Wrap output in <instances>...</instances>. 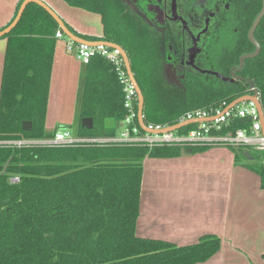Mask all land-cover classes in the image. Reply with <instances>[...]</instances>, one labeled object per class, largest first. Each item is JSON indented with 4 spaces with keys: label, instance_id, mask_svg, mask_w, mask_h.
Listing matches in <instances>:
<instances>
[{
    "label": "trees",
    "instance_id": "1",
    "mask_svg": "<svg viewBox=\"0 0 264 264\" xmlns=\"http://www.w3.org/2000/svg\"><path fill=\"white\" fill-rule=\"evenodd\" d=\"M22 1L17 3L12 19ZM62 1L100 16L101 36L81 34L64 21L73 34L89 41L115 43L125 50L144 97L146 121L173 125L187 111L216 107L222 102L230 104L249 94L252 87L259 91L264 111V15L253 33L259 44L258 54L244 59L236 70L239 58L255 50L248 31L262 8V0H229L228 11L234 14L235 21L225 17L227 13H220L217 28L221 40L204 52L209 65L181 72L174 83L163 69L167 57H175L169 49L172 43L168 36L154 34L148 22L129 10L123 0ZM192 6L200 7L201 13L206 10L205 5ZM57 30L60 29L53 17L42 6L30 2L16 25L0 37L6 41L0 81V141L48 139L57 130L66 129L64 125L51 130L45 127ZM231 69H235V80L230 77ZM76 109L79 123L73 135L116 134L126 114L122 84L104 57L95 56L82 64ZM83 117L92 118L91 129L81 126ZM23 120L31 121L30 130L21 129ZM230 124L232 130L247 128L249 119L235 118ZM196 126L191 123L179 131ZM206 148L186 150L194 153ZM180 149L0 145V264L206 261L221 247L220 238L214 234H204L193 244L177 245L143 238L135 232L144 158L174 157ZM230 149L237 162L244 158V149L255 158L250 148ZM249 167L259 174L264 188V165L257 168L251 163ZM13 177L18 180L12 181Z\"/></svg>",
    "mask_w": 264,
    "mask_h": 264
},
{
    "label": "crops",
    "instance_id": "2",
    "mask_svg": "<svg viewBox=\"0 0 264 264\" xmlns=\"http://www.w3.org/2000/svg\"><path fill=\"white\" fill-rule=\"evenodd\" d=\"M19 1L0 0V30L11 21ZM42 1L75 31L102 35L99 14L62 0ZM59 40L53 53L47 130L55 128V123H69L77 110L82 64L68 55L65 40ZM5 45L0 38V81ZM186 151L190 155L144 158L136 234L177 245L193 244L204 234H214L221 240L220 249L196 264H264V188L259 174L249 167L252 159L243 156L237 162L234 150L227 147ZM150 176L155 186H150ZM162 177L164 181H159Z\"/></svg>",
    "mask_w": 264,
    "mask_h": 264
},
{
    "label": "built area",
    "instance_id": "3",
    "mask_svg": "<svg viewBox=\"0 0 264 264\" xmlns=\"http://www.w3.org/2000/svg\"><path fill=\"white\" fill-rule=\"evenodd\" d=\"M55 37L57 39L66 38L65 44L68 52L73 54L81 64L88 63L95 56L104 57L110 62L119 82L122 84L123 108L126 112L119 123L116 134L104 137H81L73 135L67 129H59L53 137L48 139L1 140L0 145L15 147L106 145L143 146L147 148L179 146L184 149L199 146L244 147L258 152L262 159L261 163L264 165V134L262 133L259 110L255 100H244L231 107V103L222 102L216 107L196 108L187 111L179 117L176 123L192 119L209 120L196 122L197 126L186 132H180V128L168 130L170 125L146 121L144 116V128H142L138 122L137 93L127 74L120 49L103 43L88 45L75 42L65 36L61 30L55 32ZM251 94H255L257 100L260 101V93L255 87L251 88L249 95ZM235 118H248L247 128L232 130L230 123ZM11 180L17 181L18 178L13 177Z\"/></svg>",
    "mask_w": 264,
    "mask_h": 264
},
{
    "label": "flooded vegetation",
    "instance_id": "4",
    "mask_svg": "<svg viewBox=\"0 0 264 264\" xmlns=\"http://www.w3.org/2000/svg\"><path fill=\"white\" fill-rule=\"evenodd\" d=\"M123 1L129 10L136 11L148 22L154 34L168 36L172 43L169 49L175 52V57L168 56L163 62V69L165 75L175 81L177 75L183 71H194L193 69H202L209 65L204 52L215 47V42L221 40L217 28L220 13H227L225 17L231 19L232 23L235 21L234 14L228 11L229 0H210L206 3L204 0ZM197 4L205 5L204 13H201L200 7L192 6ZM178 51L181 52L177 54ZM234 74L235 69H231L230 77L233 80L237 79ZM218 77L224 78L221 75Z\"/></svg>",
    "mask_w": 264,
    "mask_h": 264
},
{
    "label": "water",
    "instance_id": "5",
    "mask_svg": "<svg viewBox=\"0 0 264 264\" xmlns=\"http://www.w3.org/2000/svg\"><path fill=\"white\" fill-rule=\"evenodd\" d=\"M30 2H34L40 6H42L52 17L53 19L57 22L58 24V27L59 29L64 33L65 36H67L68 38H70L71 40L75 41V42H79V43H86L88 45H95L97 43H103V44H106V45H109L110 47H118L120 49V53H121V56L123 57V61H124V65H125V68H126V71H127V74L136 90V93H137V99H138V122H139V125L144 128V123H143V103H144V97H143V94H142V91L139 87V85L137 84L135 78H134V75H133V72L131 70V67H130V62H129V59H128V56H127V53L125 52V50H123L119 45L115 44V43H111V42H106V41H102V40H99V41H89V40H85L75 34H73L68 28L67 26L65 25L64 23V20L51 8L49 7L45 2H43L42 0H23L17 10V13L15 15V17L12 19L11 22H9L4 28H2L0 30V37H2L4 34L8 33L15 25L16 23L18 22L25 6L30 3ZM264 15V0H262V8L259 12V14L256 16V18L254 19L249 31H248V37L250 39V41L255 45V50L251 53H248V54H245L243 56H241L239 58V68H241L242 64H243V61L244 59L246 58H250V57H254L255 55L258 54L259 52V44L258 42L254 39L253 37V33H254V30L256 28V26L258 25L261 17ZM244 100H255L256 101V104H257V107H258V110H259V115H260V121H261V126H262V133L264 134V111H263V107L260 103L259 100H257L255 94H246V95H242V96H239L238 98L234 99L231 104H230V107L233 106L234 104L236 103H239L241 101H244ZM209 119H192V120H185V121H182V122H179V123H176V124H173V125H170L168 127V130H175V129H179L185 125H188V124H191V123H196V122H199V121H208ZM92 118L91 117H83L81 118V121H80V124L82 127H85L87 129H91L92 128ZM21 129L22 130H30L31 129V121L30 120H23L22 123H21ZM180 154L181 155H190L189 152H187L184 148H181L180 149ZM242 154L245 158L247 159H252L253 156L251 155L250 151L247 150V149H244L242 151Z\"/></svg>",
    "mask_w": 264,
    "mask_h": 264
},
{
    "label": "rangeland",
    "instance_id": "6",
    "mask_svg": "<svg viewBox=\"0 0 264 264\" xmlns=\"http://www.w3.org/2000/svg\"><path fill=\"white\" fill-rule=\"evenodd\" d=\"M66 38L65 37H63L62 39H60L59 41H61V40H65ZM68 55L69 56H74L73 54H69L68 53ZM81 67V69H82V66H80ZM80 73H81V71H80ZM168 80L170 81V82H177V81H175V80H172L171 78H168ZM52 117H54V116H52ZM78 123H79V118H78V115H77V111H75V113H74V115H72V116H70V120H69V123H64V126H65V128L68 130V131H70L71 133H74L75 132V130L77 129V125H78ZM60 125V123H55L54 124V126H59ZM67 126V127H66ZM252 150V149H251ZM253 151V154H254V157L255 158H253L252 160H251V163L255 166V167H260V165H261V158H260V154L258 153V152H255L254 150H252ZM158 180L159 181H164L163 180V177L162 178H158ZM172 180H174V179H172ZM171 180V181H172ZM154 178H153V180H151V176H150V186H155L156 184H154ZM170 182V179L168 178L167 179V185L169 186L170 184H171V182ZM145 186L146 187H148L149 186V183H148V181H147V179H146V181H145ZM146 194L148 193V191H146L145 192ZM147 197H148V195H147Z\"/></svg>",
    "mask_w": 264,
    "mask_h": 264
}]
</instances>
